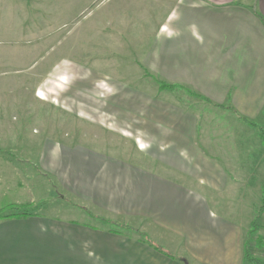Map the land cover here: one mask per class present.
<instances>
[{
  "label": "crops",
  "instance_id": "crops-1",
  "mask_svg": "<svg viewBox=\"0 0 264 264\" xmlns=\"http://www.w3.org/2000/svg\"><path fill=\"white\" fill-rule=\"evenodd\" d=\"M182 2L142 60L173 88L133 90L152 113L158 166L50 145L39 168L105 226L40 213L0 221V264H243L264 222V0ZM175 88L199 98L183 108Z\"/></svg>",
  "mask_w": 264,
  "mask_h": 264
},
{
  "label": "rangeland",
  "instance_id": "rangeland-1",
  "mask_svg": "<svg viewBox=\"0 0 264 264\" xmlns=\"http://www.w3.org/2000/svg\"><path fill=\"white\" fill-rule=\"evenodd\" d=\"M181 3L0 0V214L105 226L92 219L99 211L89 203L84 209L39 168L50 145L158 166L154 146L160 143L144 126L152 113L143 111L145 102L137 104L145 98L134 91L157 90L159 80L145 69L143 56ZM172 92L183 108L196 97L185 89ZM261 219L244 245L264 262Z\"/></svg>",
  "mask_w": 264,
  "mask_h": 264
},
{
  "label": "trees",
  "instance_id": "trees-1",
  "mask_svg": "<svg viewBox=\"0 0 264 264\" xmlns=\"http://www.w3.org/2000/svg\"><path fill=\"white\" fill-rule=\"evenodd\" d=\"M156 83L158 84L159 89H161V90L172 89L173 88L172 86L163 84L162 82H159V81H157ZM196 97L199 98V96H196ZM243 122L248 123V122H246L244 120H243ZM248 124L250 126L254 127V124H251V123H248ZM260 133H261L262 136H264V131L260 130ZM260 212H264V191H263V199H262ZM30 215H32V214L31 213H27V212L14 213V214H11V215H6V216L0 214V221L9 220V219H21V218H26V217H28ZM254 227H257V226L254 225ZM150 246H152V245H150ZM155 249L158 250L159 252H161L158 248H155ZM243 264H264V262L262 260H260L259 258H256L255 256H253L251 254L250 248L247 246V244H245L244 247H243Z\"/></svg>",
  "mask_w": 264,
  "mask_h": 264
},
{
  "label": "water",
  "instance_id": "water-1",
  "mask_svg": "<svg viewBox=\"0 0 264 264\" xmlns=\"http://www.w3.org/2000/svg\"><path fill=\"white\" fill-rule=\"evenodd\" d=\"M185 264H187V263H185Z\"/></svg>",
  "mask_w": 264,
  "mask_h": 264
}]
</instances>
